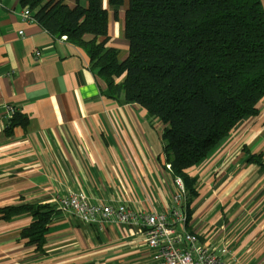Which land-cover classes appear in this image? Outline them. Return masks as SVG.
I'll return each mask as SVG.
<instances>
[{
	"label": "crops",
	"instance_id": "1",
	"mask_svg": "<svg viewBox=\"0 0 264 264\" xmlns=\"http://www.w3.org/2000/svg\"><path fill=\"white\" fill-rule=\"evenodd\" d=\"M103 7L109 46L124 60L125 6L117 20L106 0ZM21 11L20 0H0V208L55 205L57 197L81 192L95 203L167 212L175 185L164 166L163 125L124 96L105 97L106 84L92 73L84 51L23 20ZM8 107L29 119L11 135L4 132ZM258 111L188 170L197 195L188 200L185 193L184 228L222 252L227 264H264V169L242 162L244 148L264 154V99ZM56 210L41 253L18 240L32 222L29 215L0 219V264H152L143 228L113 220L85 224Z\"/></svg>",
	"mask_w": 264,
	"mask_h": 264
},
{
	"label": "trees",
	"instance_id": "2",
	"mask_svg": "<svg viewBox=\"0 0 264 264\" xmlns=\"http://www.w3.org/2000/svg\"><path fill=\"white\" fill-rule=\"evenodd\" d=\"M104 0H20L54 38L84 51L89 68L106 84L102 94L138 105L163 125L164 166L181 179L188 200L197 180L188 170L205 161L241 121L258 115L264 99V9L261 0H106L118 19L125 6L123 36L128 55L109 46ZM92 38L84 40V36ZM16 111L4 132L26 128ZM243 161L264 169V154L243 149ZM187 203H189L187 201ZM57 206L21 202L0 208V219L29 215L18 240L41 253ZM91 224V223H90Z\"/></svg>",
	"mask_w": 264,
	"mask_h": 264
},
{
	"label": "built area",
	"instance_id": "3",
	"mask_svg": "<svg viewBox=\"0 0 264 264\" xmlns=\"http://www.w3.org/2000/svg\"><path fill=\"white\" fill-rule=\"evenodd\" d=\"M19 17L34 22L27 8L22 9ZM34 56H40V52L36 51ZM13 111L8 107V118ZM174 185L171 206L164 213L133 210L122 201L95 203L81 192L57 197L54 203L58 210L76 216L85 224L113 220L124 226L143 228L152 264H227L222 252L201 244L196 235L185 230L187 218L182 210L185 189L179 178L174 180ZM175 226L182 231L177 232Z\"/></svg>",
	"mask_w": 264,
	"mask_h": 264
},
{
	"label": "rangeland",
	"instance_id": "4",
	"mask_svg": "<svg viewBox=\"0 0 264 264\" xmlns=\"http://www.w3.org/2000/svg\"><path fill=\"white\" fill-rule=\"evenodd\" d=\"M110 8V7H109ZM123 8V7H122ZM124 43H126V45H128L127 40H125L124 36L121 39ZM121 40H119V43L121 42ZM174 182V181H173ZM176 188V187H175ZM175 191V190H174ZM202 244V243H201ZM204 244V243H203ZM207 246H209L208 244H206ZM210 247V246H209Z\"/></svg>",
	"mask_w": 264,
	"mask_h": 264
}]
</instances>
